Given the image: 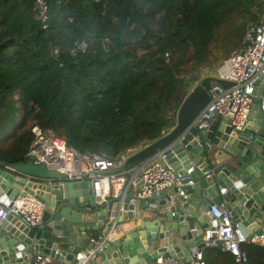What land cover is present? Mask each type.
<instances>
[{
    "label": "trees",
    "instance_id": "1",
    "mask_svg": "<svg viewBox=\"0 0 264 264\" xmlns=\"http://www.w3.org/2000/svg\"><path fill=\"white\" fill-rule=\"evenodd\" d=\"M0 0V162H27L29 126L81 153L117 159L176 124L179 87L190 90L260 24L264 0ZM128 24L115 36L122 16ZM149 28V33L145 28ZM45 26V27H44ZM85 42V51H72ZM20 119V120H19ZM264 264V247H245ZM207 264H235L220 249Z\"/></svg>",
    "mask_w": 264,
    "mask_h": 264
},
{
    "label": "water",
    "instance_id": "2",
    "mask_svg": "<svg viewBox=\"0 0 264 264\" xmlns=\"http://www.w3.org/2000/svg\"><path fill=\"white\" fill-rule=\"evenodd\" d=\"M127 24L128 18L123 15L116 37L122 35ZM145 28L149 33L148 26ZM213 84L222 88L233 85L213 76L201 79L172 106L174 128L130 156L124 166L131 169L165 150L167 163L182 175L183 187L174 185L148 199H139L130 190L116 228L108 224L109 207L120 199L99 204L89 183H67L60 188L58 184L65 177L43 164L36 165L33 157L11 164L20 175L5 170V163L0 162V202L6 201L5 193L12 198L37 196L46 204L41 227L28 225L20 215L11 216L4 224L0 230V264H32L37 255L76 264L78 253L93 249L97 253L89 264H155L166 255L191 262L192 255L205 247V231L217 224L210 215L212 206L223 205L235 226L249 238L264 234V76L255 85L251 124L242 132L234 131L230 120L221 117L206 131L190 129L210 102ZM45 180L54 181L53 186ZM181 190L189 195L199 193L160 214L162 206L181 197ZM151 211L156 215L150 223L112 240L117 228L123 231V222L136 221Z\"/></svg>",
    "mask_w": 264,
    "mask_h": 264
},
{
    "label": "built area",
    "instance_id": "3",
    "mask_svg": "<svg viewBox=\"0 0 264 264\" xmlns=\"http://www.w3.org/2000/svg\"><path fill=\"white\" fill-rule=\"evenodd\" d=\"M37 6L39 19L46 23L47 2L37 0ZM86 48L87 44L83 42L72 53L76 55L85 51ZM263 76L264 16L260 24L251 25L247 29L243 46L230 55L214 76L233 85L222 88L218 84H213L209 91L210 102L192 122L190 129L195 127L206 131L217 117H221L230 120V126L234 131H244L251 115L256 82ZM29 129L34 136V142L28 156L34 158L36 165L43 164L48 170L63 175L65 180L59 182L60 188L67 183H89L92 195L99 204L106 203L112 198L120 199L109 207L108 224L112 228L120 224L122 213H124L123 200L130 190H133L139 199H148L174 185L183 187L182 175L167 163L165 150L157 152L153 157L126 170L124 166L128 158L141 148L124 152L117 159H109L70 148L63 139L55 136L51 131L44 132L35 123H32ZM4 169L20 175L12 165H5ZM191 171L189 170V173ZM45 184L53 186L54 181L45 180ZM180 196L184 202H188L189 194L181 190ZM45 208L46 204L37 196L6 198V201L0 202V230L11 216L18 215L22 216L28 225L41 227ZM210 215L217 224L205 231L203 236L205 247L192 255L191 262L164 256L158 258L155 264H207L204 250L209 248L228 252L234 257L235 264H247L249 257L245 247L251 244L264 247V234L252 235L249 238L243 230L235 226L232 215L223 205L212 206ZM96 253L97 249L78 253L75 258L76 264H89ZM32 264H66V262L50 256L37 255Z\"/></svg>",
    "mask_w": 264,
    "mask_h": 264
},
{
    "label": "crops",
    "instance_id": "4",
    "mask_svg": "<svg viewBox=\"0 0 264 264\" xmlns=\"http://www.w3.org/2000/svg\"><path fill=\"white\" fill-rule=\"evenodd\" d=\"M220 66H221V65H219V67L216 68V69H217V70H215L216 73H217L218 69L220 68ZM207 76H213V77H214L215 74L212 75V74H209V72H207V74H206L205 77H207ZM189 91H190V90L185 89L183 86H180V87H179V91H178V98L176 99L175 103H176L177 101H179V100L181 99V97H182L183 95L187 94ZM250 124H251V123L249 122L248 125H250ZM132 188L134 189L133 186H132ZM198 193H199V190H198L197 192L191 193V195H189V200H188V201H190V199H192L193 197H197V196H198ZM4 195H5V197H7V198H12V197H13L12 195L5 194V193H4ZM184 203H185V202L181 199V197H179L178 199H175L174 201L169 202V203L165 204L164 206H162L161 211H160V214H165V213H167V212H169V211H171V210L177 208L178 206L183 205ZM195 210H196V209H195ZM150 214H151V215H150ZM155 215H156V212H155V211H151V212H149V213H145L144 215L140 216L136 221L123 222V223H122V224H123V228H122V229H123L124 232L121 231V229L119 230V228H117V229L114 231V234L112 235V240L117 239V238L120 237V235H122L123 233L128 232V231H131V230L135 229L136 227H138V226L141 225V224H147V223H150V221H151L152 219H154ZM92 217H93V216H92ZM94 221H95V219L92 220V222H94ZM252 229H253V226H251V227L249 228V231L252 230ZM110 239H111V238H110ZM181 247H182V246H181ZM81 248H82V247H81ZM81 253H84V251L82 250ZM166 256H168V255H166Z\"/></svg>",
    "mask_w": 264,
    "mask_h": 264
},
{
    "label": "bare ground",
    "instance_id": "5",
    "mask_svg": "<svg viewBox=\"0 0 264 264\" xmlns=\"http://www.w3.org/2000/svg\"><path fill=\"white\" fill-rule=\"evenodd\" d=\"M151 215V214H150Z\"/></svg>",
    "mask_w": 264,
    "mask_h": 264
}]
</instances>
